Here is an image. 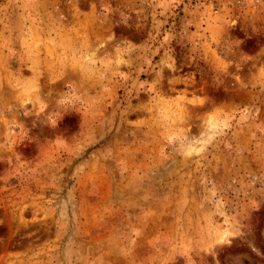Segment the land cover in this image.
Segmentation results:
<instances>
[{
    "label": "rangeland",
    "instance_id": "1",
    "mask_svg": "<svg viewBox=\"0 0 264 264\" xmlns=\"http://www.w3.org/2000/svg\"><path fill=\"white\" fill-rule=\"evenodd\" d=\"M0 264H264V0H0Z\"/></svg>",
    "mask_w": 264,
    "mask_h": 264
}]
</instances>
